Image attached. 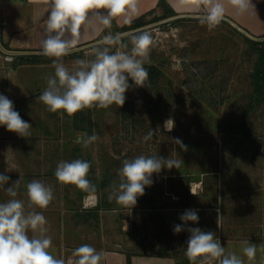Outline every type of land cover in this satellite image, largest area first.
I'll return each instance as SVG.
<instances>
[{
    "label": "rangeland",
    "instance_id": "rangeland-1",
    "mask_svg": "<svg viewBox=\"0 0 264 264\" xmlns=\"http://www.w3.org/2000/svg\"><path fill=\"white\" fill-rule=\"evenodd\" d=\"M144 31L156 42L145 65L147 87L129 80L133 86L122 107L85 109L73 117L49 112L38 99L46 77L54 74L51 58L0 60L1 71L11 67L14 109L32 126L26 138L0 126V174L12 183L22 177L25 185L36 179L53 187L48 208H37L48 222L52 246L101 245L128 254H168L190 264L185 256L190 233H174L173 227L183 223L181 214L194 209L198 223L187 227L214 232L226 252L242 255V244L225 242L264 241V79L255 84V72L264 64L224 21L211 32L196 17ZM92 47L70 53L63 62L71 69L77 59L91 58ZM169 119L171 131L164 127ZM93 132L99 137L94 144L75 143L79 134ZM139 155L181 164L154 173L133 208L109 201L122 161ZM75 159L90 163L87 178L96 185L95 193L57 182L58 162ZM254 244L258 250L252 264H262L261 245Z\"/></svg>",
    "mask_w": 264,
    "mask_h": 264
},
{
    "label": "clouds",
    "instance_id": "clouds-1",
    "mask_svg": "<svg viewBox=\"0 0 264 264\" xmlns=\"http://www.w3.org/2000/svg\"><path fill=\"white\" fill-rule=\"evenodd\" d=\"M47 3L49 10L40 51L52 59L54 74L46 77V88L38 99L49 112L63 118L65 114L73 117L85 109L122 107L130 87H147L149 72L145 65L151 63L150 53L156 43L148 31L108 32L93 45L91 58L77 59L71 69L63 62V57L74 50L84 33L95 32L98 26L110 29L113 20L129 22L139 10V0H47ZM226 3L238 14H245L253 7L251 0H179L180 6L195 13L199 23L210 32L225 19ZM180 63L176 60L177 67ZM0 126L20 137L31 135V124L21 118L13 102L3 94H0ZM164 127L171 131L174 122L169 119ZM151 136L152 132L144 139ZM98 139L95 132L83 133L76 137L75 143L87 148ZM174 142L186 149L179 138ZM180 164V160L170 157L144 155L123 160L117 173L118 182L113 181L111 185L109 201L114 199L122 207L133 208L137 198L145 194V188L151 186L154 173L159 174L162 168L178 169ZM90 168L86 160H61L54 175L62 185H73L92 194L97 189L87 178ZM9 179L0 174V190L10 197L0 203V264H101L104 254L88 244L73 249L67 258L54 256L50 251L52 239L47 235L48 222L41 211H36L48 208L54 199L53 187L33 179L26 185L25 203L16 198L22 177L5 188ZM220 217L218 215V226ZM179 218L183 223L174 225L173 231L190 233L185 250L190 264H246V261L252 264L255 260L258 247L254 243L243 241L242 255H237L226 252L214 232L187 227L188 222L198 223L196 210H186ZM260 251H264V245L260 246Z\"/></svg>",
    "mask_w": 264,
    "mask_h": 264
},
{
    "label": "crops",
    "instance_id": "crops-1",
    "mask_svg": "<svg viewBox=\"0 0 264 264\" xmlns=\"http://www.w3.org/2000/svg\"><path fill=\"white\" fill-rule=\"evenodd\" d=\"M159 1L160 0H139V10L129 22H125L123 19H121L119 23H117L116 20H113L112 23L116 27H123L145 13L153 11L152 15L147 18L148 21H151V19L154 17L160 16L162 14V10L157 8ZM164 2L166 3L168 9L174 13V15L185 16V18L196 17L195 13L189 12L185 8L181 7L179 0H164ZM251 3L253 7L245 14H238L234 9L231 8V6L227 5L226 3V16L223 21L227 24L228 22L232 23L251 37L258 39L264 38V0H251ZM48 10L49 5L47 0H3L0 11V46L2 50L8 53H16L13 56V59L21 56L28 58L32 55H42L40 51V45L41 40L43 39V28L45 20L48 16ZM109 31L111 30L109 29L108 32ZM108 32L105 34V28L98 26L97 31H89L84 33L73 51L80 47L98 42L104 35H107ZM2 50H0V60L11 62L13 59L8 60L7 55ZM1 69L2 67H0V94H3L11 99V67L7 68V72L1 71ZM1 78H3V84ZM38 162L39 161L35 155V170L37 169ZM11 184L12 182H8V184L5 185V188L11 186ZM18 191V196L16 198L24 200L25 203H27L26 185L21 183ZM8 199H10V197L6 194V192L0 190V203L6 202ZM36 211L42 212V210L38 209H36ZM31 235L32 233L29 232V236ZM247 241L250 243L264 245V241ZM225 243L242 244L240 241H226ZM77 247H79L77 244L70 243L62 248L59 245L52 246L50 251L57 258H67L71 255L72 250ZM94 248L104 254V259L102 260L101 264H127L128 257L129 264H179L175 257L168 254H128L125 251L113 250L101 245ZM261 253L262 256H259V262L264 264V251H261Z\"/></svg>",
    "mask_w": 264,
    "mask_h": 264
},
{
    "label": "trees",
    "instance_id": "trees-1",
    "mask_svg": "<svg viewBox=\"0 0 264 264\" xmlns=\"http://www.w3.org/2000/svg\"><path fill=\"white\" fill-rule=\"evenodd\" d=\"M157 8L162 10V14L160 16L154 17L151 21H148L147 18L152 15L153 11L147 12L144 15L140 16L139 18L131 21L130 23L124 25L123 27H116L113 23L110 28L113 34L119 32L123 33L126 31L134 30L140 27H143L145 25H148L153 22L161 21L163 19H167L170 17H174L177 15H174V13L168 9L166 3L164 0H160L157 4ZM182 19V18H181ZM181 19H176V20H181ZM109 28H105V34L108 32ZM243 36V35H242ZM243 38L254 48V50L257 52V61L260 64H264V42H255L252 41L246 37L243 36ZM124 42H127L125 39ZM75 53V52H73ZM22 57V56H21ZM45 56L43 55H32L29 56V60H34L37 62L40 58H43ZM262 79H264V70H259L255 72V84H258ZM257 81V82H256ZM66 115V114H65ZM67 116V115H66ZM128 257V256H127ZM127 264H129V257L127 258Z\"/></svg>",
    "mask_w": 264,
    "mask_h": 264
},
{
    "label": "water",
    "instance_id": "water-1",
    "mask_svg": "<svg viewBox=\"0 0 264 264\" xmlns=\"http://www.w3.org/2000/svg\"><path fill=\"white\" fill-rule=\"evenodd\" d=\"M181 18H185V16H174V17H170V18H167V19H163V20H161V21H158V22H156V23H154V24H151V25H145V26H143V27H140V28H137V29H134V30H130V31H126V32H123V33L142 32V31L147 30L148 28H150L151 26H154V25H156V24L166 23V22L174 21V20H176V19H181ZM228 24H229L232 28H234L236 31H238L240 34H242L244 37H246V38H248V39H250V40H252V41H255V42H264V38H260V39H258V38L251 37V36H249L247 33H245L243 30H241V29H239L238 27H236L235 25H233L232 23H229V22H228ZM96 43H97V42H96ZM96 43H93V44H91V45H94V44H96ZM91 45H87V46H84V47H80V48H78V49H76L75 51H72V52H76V51H78V50H81V49H83V48H85V47H88V46H91ZM0 50H2L1 46H0ZM2 51H3V50H2ZM3 52L7 55V59H8V60H12V59H13V56L16 54V53H8V52H5V51H3ZM72 52H71V53H72ZM18 54H19V53H18Z\"/></svg>",
    "mask_w": 264,
    "mask_h": 264
}]
</instances>
